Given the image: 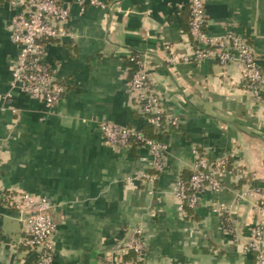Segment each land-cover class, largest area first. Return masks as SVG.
Masks as SVG:
<instances>
[{"label":"crops","instance_id":"1","mask_svg":"<svg viewBox=\"0 0 264 264\" xmlns=\"http://www.w3.org/2000/svg\"><path fill=\"white\" fill-rule=\"evenodd\" d=\"M59 1L70 7V36L45 42V62L65 92L47 107L17 91L3 98L18 49L16 10L0 0V264H35L17 212L1 198L8 192L54 202L53 264H119L105 257L137 227L142 264H255L243 247L264 202V102L243 89L236 64L167 61V45L178 57L191 49L189 0H102L106 8ZM204 8L205 32L244 37L264 79V0H204ZM132 54L143 57L161 105L178 120L158 132L167 154L152 186L128 180L148 171V149L110 146L99 128L147 125L130 93ZM193 150L210 164L227 160L216 173L223 189L203 190L195 209L181 211L175 184L194 171ZM252 189L255 198L237 199ZM218 202L231 206L234 234L212 212Z\"/></svg>","mask_w":264,"mask_h":264},{"label":"built area","instance_id":"2","mask_svg":"<svg viewBox=\"0 0 264 264\" xmlns=\"http://www.w3.org/2000/svg\"><path fill=\"white\" fill-rule=\"evenodd\" d=\"M81 6L91 5L106 8L102 0H79ZM188 33L191 49L178 57L172 45L166 46L167 61L175 63L201 62L215 59L221 66L236 64L241 73L242 87L254 102H264V79L261 68L253 50L246 39L238 34L227 33L223 36H210L205 32L204 0H189ZM9 6L16 10L11 20V40L18 49L17 58L11 71V80L4 99L12 98L13 91L27 95L43 102L47 107L56 104L65 92L63 84L55 80L54 74L45 62L46 44L44 40L61 42L69 37L67 24L70 18V7L59 0H9ZM133 65L130 70L129 86L138 112L144 117L147 125L160 132L163 129L175 128L178 120L161 105V99L153 90L149 81L145 61L137 54L129 55ZM148 116V117H146ZM100 131L110 146L128 148L130 139L141 142L149 151L145 159L148 171L135 179L142 184L153 185L158 174L164 170L167 146L159 139L145 138L136 128L101 123ZM195 156L194 171L187 180L179 178L175 184V196L179 210L196 208L203 190L208 189L219 194L223 189L216 173H223L227 160L210 164L207 159L193 150ZM258 190H249L237 196L255 198ZM8 208L17 212L23 227L21 244L33 254L35 264H53L56 221L53 215L55 204L47 197H35L28 193H4L1 196ZM260 219L250 230L243 249L251 253L255 264H264L262 240L264 238V202L257 206ZM212 212L221 216L225 232L234 234L231 217V206L218 202ZM143 230L134 228L127 240L109 252L107 263L140 264L145 254L142 241ZM132 254L129 260L124 257Z\"/></svg>","mask_w":264,"mask_h":264},{"label":"trees","instance_id":"3","mask_svg":"<svg viewBox=\"0 0 264 264\" xmlns=\"http://www.w3.org/2000/svg\"><path fill=\"white\" fill-rule=\"evenodd\" d=\"M47 40H44L43 42H46ZM128 66L131 68V70L133 69V65L132 63L129 62L128 60ZM140 114V113H139ZM141 115V114H140ZM142 116V115H141ZM148 117V116H146ZM139 132L142 133V135L145 138H149V139H159L160 137H162V135H158V132H156L157 130L153 127V126H149V125H145L142 126L141 128L138 129ZM164 133V131L162 132ZM129 143L133 146V147H139V146H143V144L141 142L136 141L134 138H131ZM189 178V177H188ZM188 178H183V180H187ZM187 210V209H186ZM133 257L132 254H128L127 256L124 257V260H129ZM142 264V262L140 263Z\"/></svg>","mask_w":264,"mask_h":264}]
</instances>
